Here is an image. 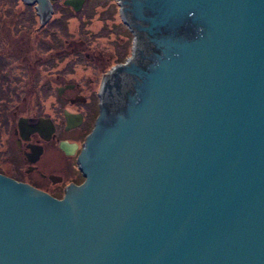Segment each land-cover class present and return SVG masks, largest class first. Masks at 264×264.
<instances>
[{
    "label": "water",
    "instance_id": "water-1",
    "mask_svg": "<svg viewBox=\"0 0 264 264\" xmlns=\"http://www.w3.org/2000/svg\"><path fill=\"white\" fill-rule=\"evenodd\" d=\"M51 1L22 0L41 24ZM118 3L133 45L112 74L155 65L63 199L0 176V264H264V0Z\"/></svg>",
    "mask_w": 264,
    "mask_h": 264
},
{
    "label": "flooded vegetation",
    "instance_id": "flooded-vegetation-1",
    "mask_svg": "<svg viewBox=\"0 0 264 264\" xmlns=\"http://www.w3.org/2000/svg\"><path fill=\"white\" fill-rule=\"evenodd\" d=\"M82 7L78 12L67 8L79 13ZM119 41L110 48L87 46L81 40L60 42L62 53L37 72L40 86L30 79V87L22 91V103L10 112L9 128L0 136V176L55 200L84 182L78 159L98 120L99 129L105 130L122 116L129 97L142 87L144 74L155 65V50L149 48L145 55L136 53L127 71L112 74L115 66L131 57L133 39L130 48ZM22 62L27 70L39 69L38 62L33 66ZM19 119H25L21 129Z\"/></svg>",
    "mask_w": 264,
    "mask_h": 264
},
{
    "label": "rangeland",
    "instance_id": "rangeland-1",
    "mask_svg": "<svg viewBox=\"0 0 264 264\" xmlns=\"http://www.w3.org/2000/svg\"><path fill=\"white\" fill-rule=\"evenodd\" d=\"M11 1L0 0V55L8 57V60L13 56L17 57L19 62H22L23 59L27 60L32 62V66L38 62L39 67L38 70H28L29 80L25 81L21 91L30 87V79H35L40 86L42 80L37 79L41 73L40 68L45 62L49 63L51 57L59 56L62 53L59 52L61 48L59 41L81 40L87 46L97 44L101 48H110L119 45V40L122 39L128 48L131 47L133 36L122 22L118 0H86L84 8H82L84 10L79 12L80 14L76 13L77 15L69 9H57V5H63V0H59V3L57 0H52L54 10L58 12L54 14L51 11L48 19L58 18L61 14L62 23L64 21L65 24L63 31H66L65 36H60L59 25L55 27L57 35L54 42L43 37L37 31L42 25H39V21L32 28L30 18H27L21 7L11 10ZM5 9L7 11L4 12ZM63 11L65 13H62ZM59 36L62 39H59ZM45 46H47V50Z\"/></svg>",
    "mask_w": 264,
    "mask_h": 264
},
{
    "label": "trees",
    "instance_id": "trees-1",
    "mask_svg": "<svg viewBox=\"0 0 264 264\" xmlns=\"http://www.w3.org/2000/svg\"><path fill=\"white\" fill-rule=\"evenodd\" d=\"M11 2V10H17L19 9V7H21L25 12L27 18H30L32 28L36 23H38V21L39 25L41 24L39 16L36 14L34 5H26L22 3L21 0H12ZM82 8H84V5ZM57 9L68 10V8L64 7L63 5H57ZM82 10L80 12H82ZM5 11L7 10L5 9L4 12ZM57 12L58 11L54 10L53 7V13L55 14ZM62 13L65 12L63 11ZM73 14L77 15L76 13ZM61 18L62 16L60 14L58 18L48 19L46 23L40 25V28L37 31L40 32L43 37L51 39L54 42L56 40L57 35L55 27H57L58 25L60 36L66 35V31H63V29H65V24L64 21L62 23ZM60 36L59 39L61 38ZM59 47H61L60 41ZM45 48L46 50L48 49L47 46H45ZM13 57H10V60H8V57L0 55V136L4 135L7 129L9 128L8 122L10 120V112L12 108L22 103L21 100L22 98H24V95L21 90L24 87L23 84L25 83V81L29 80L28 70L25 68V64L23 62L17 61V57Z\"/></svg>",
    "mask_w": 264,
    "mask_h": 264
}]
</instances>
